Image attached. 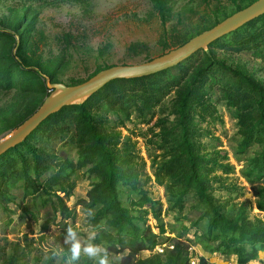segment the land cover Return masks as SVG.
Listing matches in <instances>:
<instances>
[{
    "label": "trees",
    "instance_id": "1",
    "mask_svg": "<svg viewBox=\"0 0 264 264\" xmlns=\"http://www.w3.org/2000/svg\"><path fill=\"white\" fill-rule=\"evenodd\" d=\"M254 1L233 0L232 11L217 10L212 21L181 34L161 54ZM150 2L166 23L171 10L169 0ZM28 10L6 24L8 29L0 27V92H15L14 102L0 105V135L13 131L40 107L49 94L46 76L60 82L59 66H49L35 54L32 44L35 22L28 18ZM211 47L237 52L263 50L264 14L217 39ZM135 49V43L128 47L129 52ZM152 58L147 55L144 60ZM107 67L67 84L81 83ZM215 87L220 89L219 99L225 101L237 119L241 138L235 149L236 157L245 160L244 175L258 209L264 213V85L216 59L209 49H201L178 65L151 75L112 80L84 103L67 105L51 114L23 142L0 156V200H11L14 185H20L27 196L39 192L53 194L55 199L49 200L55 215H60L59 221L56 216L53 218L54 223L65 237L69 227L74 230L71 241L79 234L75 227L77 206L86 211L96 234L84 235L82 250L90 244L101 247L103 250L97 256H120V264H190L191 246L181 238L187 229L183 226L182 234L164 236L168 229L161 218L163 204L147 188L152 175L137 153L135 142L130 137L122 138L117 129L124 125L123 119L130 120L133 114L142 124H150L157 118L149 128V144L153 147L149 158L156 183L165 188L168 209L177 213V220L184 221L188 218L184 214L187 203L194 200L200 213L192 226L196 232L201 231L207 249L237 255L236 264H250L264 251V216L251 217L228 210L213 193L215 178L210 173L213 169L231 173L233 167L219 164L215 157L202 154L198 148L197 123L214 115ZM109 112L122 117V124L112 125L104 116ZM57 138L77 148L76 164L51 150L50 144ZM77 168L86 169L84 176L91 182L86 197L71 207L68 201L77 186V174L74 176ZM121 186L137 196V201H132L137 210L123 202ZM147 205L149 209L144 208ZM150 213L157 220L158 232L149 223ZM164 243L172 244L173 248L154 252ZM145 250L153 253L141 257ZM201 264L218 263L202 258Z\"/></svg>",
    "mask_w": 264,
    "mask_h": 264
},
{
    "label": "rangeland",
    "instance_id": "2",
    "mask_svg": "<svg viewBox=\"0 0 264 264\" xmlns=\"http://www.w3.org/2000/svg\"><path fill=\"white\" fill-rule=\"evenodd\" d=\"M169 6L170 13L166 23H163L150 0H38L33 3L26 0H0V27L8 29L6 24L20 18L29 9L27 16L35 22L32 44L36 56L49 66L58 65V79L71 83L87 78L104 66L139 63L146 61L147 55H161L181 34L212 21L217 10L230 12L235 8L233 0H169ZM133 43L136 49L129 52L128 47ZM209 50L216 59L264 85V49L258 53L253 50L237 52L226 47H211ZM14 93L0 92V105L15 100ZM219 96L220 89L215 87L212 93L215 113L197 123L200 132L199 151L215 157L219 164L233 167L231 173L213 169L210 173L215 178L213 193L235 214L262 217L264 213L258 209L256 198L244 175L246 162L236 157L235 149L241 138L237 119ZM104 116L112 125L122 124L124 120V125L117 129L122 138L130 137L135 142L137 153L145 160L147 171L152 175L147 188L150 195L163 204L161 218L168 229L164 236L182 234L185 226L187 230L181 238L191 246L190 264H201L202 258L208 259L210 263L236 264L237 255L210 252L205 246L201 231L196 232L192 226L200 213L194 200L190 199L187 203L184 214L188 218L184 221L177 220V213L168 209L165 188L156 183L149 158V151L153 148L149 144V128L154 126L157 118L150 124H142L138 123L135 114L130 120H122L114 112ZM155 130H159L157 126ZM9 132L0 135V138ZM50 147L63 159L68 158L76 164V147L64 143L60 138L54 139ZM85 171L84 168H77L74 174H77V186L68 201L71 207L85 198L90 188L91 180L84 176ZM11 192V200H0V264H100V259L105 255L89 258L82 249L78 260L71 259L72 244L79 241L82 246L84 235L94 237L96 234L82 206H77L75 227L79 231L78 237L75 241L66 242L67 237L62 235V229L54 223L53 218L56 216L59 221L60 215H55L49 200L55 199L53 194L49 196L39 192L27 196L20 185H14ZM121 198L133 210L138 209L132 202L137 201V196L131 195L124 186H121ZM144 208L149 209L148 205ZM148 220L154 227L157 226L152 213L148 215ZM172 229L174 233L170 232ZM154 231L158 232V228L155 227ZM171 245L164 243L160 246L165 249L171 248ZM155 251L161 252L157 248ZM152 253L151 250H145L140 256L148 257ZM106 257L109 264H120V256ZM250 264H264V251L260 252L259 259Z\"/></svg>",
    "mask_w": 264,
    "mask_h": 264
},
{
    "label": "water",
    "instance_id": "3",
    "mask_svg": "<svg viewBox=\"0 0 264 264\" xmlns=\"http://www.w3.org/2000/svg\"><path fill=\"white\" fill-rule=\"evenodd\" d=\"M262 14H264V0H256L164 54L139 63L113 64L78 84L53 82L49 76H46L49 94L31 116L0 138V156L23 142L51 114L58 112L64 106L84 103L110 81L147 76L176 66L197 51L208 50L211 43Z\"/></svg>",
    "mask_w": 264,
    "mask_h": 264
},
{
    "label": "clouds",
    "instance_id": "4",
    "mask_svg": "<svg viewBox=\"0 0 264 264\" xmlns=\"http://www.w3.org/2000/svg\"><path fill=\"white\" fill-rule=\"evenodd\" d=\"M67 233H68V236L66 238V242L75 237V232L71 227L67 229ZM83 251L89 258H94L96 257L100 249L97 246L90 244L87 247H85ZM80 255H81V244L79 243V241H76L72 244V247H71V259L73 261L78 260L80 258ZM100 264H109L106 256L100 259Z\"/></svg>",
    "mask_w": 264,
    "mask_h": 264
},
{
    "label": "built area",
    "instance_id": "5",
    "mask_svg": "<svg viewBox=\"0 0 264 264\" xmlns=\"http://www.w3.org/2000/svg\"><path fill=\"white\" fill-rule=\"evenodd\" d=\"M156 248H157L159 251H161V252L164 251V249H163L160 245H158ZM171 248H173V245H171ZM192 263H195V262L192 260Z\"/></svg>",
    "mask_w": 264,
    "mask_h": 264
}]
</instances>
